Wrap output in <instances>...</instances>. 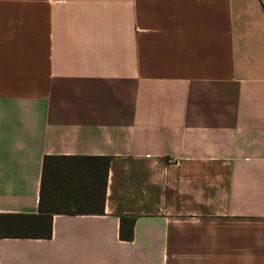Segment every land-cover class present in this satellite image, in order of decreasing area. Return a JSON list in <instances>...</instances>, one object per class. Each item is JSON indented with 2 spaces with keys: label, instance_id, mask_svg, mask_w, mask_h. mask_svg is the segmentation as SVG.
Instances as JSON below:
<instances>
[{
  "label": "crops",
  "instance_id": "obj_1",
  "mask_svg": "<svg viewBox=\"0 0 264 264\" xmlns=\"http://www.w3.org/2000/svg\"><path fill=\"white\" fill-rule=\"evenodd\" d=\"M47 154L110 157L104 213L0 264H264L263 1L0 0V214Z\"/></svg>",
  "mask_w": 264,
  "mask_h": 264
},
{
  "label": "trees",
  "instance_id": "obj_2",
  "mask_svg": "<svg viewBox=\"0 0 264 264\" xmlns=\"http://www.w3.org/2000/svg\"><path fill=\"white\" fill-rule=\"evenodd\" d=\"M109 164V156L45 155L38 213L0 214V237L49 238L55 213H104ZM120 217L131 225L137 218ZM121 235L131 239L132 230Z\"/></svg>",
  "mask_w": 264,
  "mask_h": 264
}]
</instances>
